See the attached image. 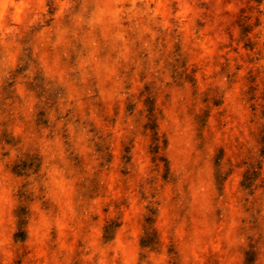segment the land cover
<instances>
[{
  "label": "clouds",
  "instance_id": "clouds-1",
  "mask_svg": "<svg viewBox=\"0 0 264 264\" xmlns=\"http://www.w3.org/2000/svg\"><path fill=\"white\" fill-rule=\"evenodd\" d=\"M0 264H264V0H0Z\"/></svg>",
  "mask_w": 264,
  "mask_h": 264
}]
</instances>
